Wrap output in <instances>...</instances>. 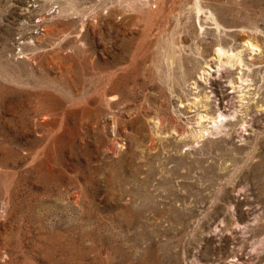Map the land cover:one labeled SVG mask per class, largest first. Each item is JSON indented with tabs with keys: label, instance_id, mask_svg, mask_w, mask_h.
Segmentation results:
<instances>
[{
	"label": "rangeland",
	"instance_id": "rangeland-1",
	"mask_svg": "<svg viewBox=\"0 0 264 264\" xmlns=\"http://www.w3.org/2000/svg\"><path fill=\"white\" fill-rule=\"evenodd\" d=\"M230 263L264 264V0H0V264Z\"/></svg>",
	"mask_w": 264,
	"mask_h": 264
},
{
	"label": "bare ground",
	"instance_id": "bare-ground-1",
	"mask_svg": "<svg viewBox=\"0 0 264 264\" xmlns=\"http://www.w3.org/2000/svg\"><path fill=\"white\" fill-rule=\"evenodd\" d=\"M222 52H223V51H222ZM219 53H220V52H219ZM221 55H222V54H221ZM221 55H220V56H221ZM224 55H225V54H224ZM227 59H228V58H227ZM228 60H229V59H228ZM230 60H231V58H230ZM227 62H228V61H227ZM220 67H221V66H220ZM207 97H208V96H207ZM197 103H198V102H197ZM224 107H225V106H224ZM219 108H220V107H219ZM227 108H228V107H227ZM221 115H225V116H226L227 114H226V112L222 111V112H221ZM228 116H229V114H228ZM208 117H209V116H208ZM200 118H201V117H200ZM228 118H229V117H228ZM216 119H217V118H216ZM201 120H202V118H201ZM217 120H218V119H217ZM230 264H231V263H230Z\"/></svg>",
	"mask_w": 264,
	"mask_h": 264
}]
</instances>
